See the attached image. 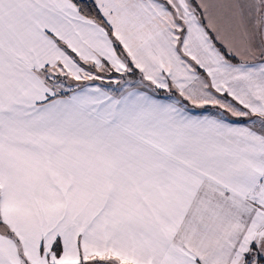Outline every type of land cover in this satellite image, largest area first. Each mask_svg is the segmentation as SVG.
Instances as JSON below:
<instances>
[{
  "label": "snow or ice",
  "instance_id": "obj_1",
  "mask_svg": "<svg viewBox=\"0 0 264 264\" xmlns=\"http://www.w3.org/2000/svg\"><path fill=\"white\" fill-rule=\"evenodd\" d=\"M0 264H264V0H0Z\"/></svg>",
  "mask_w": 264,
  "mask_h": 264
}]
</instances>
